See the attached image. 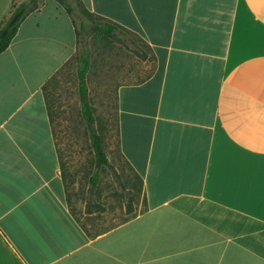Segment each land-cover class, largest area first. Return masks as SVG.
<instances>
[{"label": "crops", "instance_id": "obj_1", "mask_svg": "<svg viewBox=\"0 0 264 264\" xmlns=\"http://www.w3.org/2000/svg\"><path fill=\"white\" fill-rule=\"evenodd\" d=\"M81 2L153 62L116 89L140 208L104 229L99 206L74 216L43 86L77 36L44 0L0 53V264H264V0Z\"/></svg>", "mask_w": 264, "mask_h": 264}, {"label": "rangeland", "instance_id": "obj_2", "mask_svg": "<svg viewBox=\"0 0 264 264\" xmlns=\"http://www.w3.org/2000/svg\"><path fill=\"white\" fill-rule=\"evenodd\" d=\"M14 1L19 4L25 0ZM36 1L40 5L44 0ZM75 20L79 26L77 16ZM78 47L85 50L88 58L85 81L92 122L81 111L76 54L48 80L44 90L74 216L85 223L87 211L99 206L101 221L96 226L104 229L125 218V212L140 208L139 181L117 148L116 89L120 84L140 81L153 62L140 38L121 28L115 36L100 39L87 27L77 50ZM92 133L101 138L107 164L96 161Z\"/></svg>", "mask_w": 264, "mask_h": 264}, {"label": "trees", "instance_id": "obj_3", "mask_svg": "<svg viewBox=\"0 0 264 264\" xmlns=\"http://www.w3.org/2000/svg\"><path fill=\"white\" fill-rule=\"evenodd\" d=\"M60 4L63 5L66 12L72 17L74 21V26L77 36V45L80 44L83 40V31L90 27L93 32V36L96 38H107L115 36L118 28L123 29L117 23L112 22L111 20L91 13L81 2V0H57ZM36 0H25L21 1L19 4H15V1L12 2L9 13L7 16L1 20L0 23V53L3 52L11 40L15 36L17 29L25 18V16L36 9L39 8ZM79 14V15H78ZM75 16L79 18V26L75 20ZM85 50L79 49L76 51V58L79 61L78 66V78L79 80V93H80V103L81 111L85 119L90 123L93 120L92 108L89 104L87 98V85L85 79V73L88 67V58L84 52ZM145 57V56H144ZM45 85L43 86V90ZM91 142L95 158L98 164H107V158L103 150L102 141L98 134L92 133Z\"/></svg>", "mask_w": 264, "mask_h": 264}]
</instances>
